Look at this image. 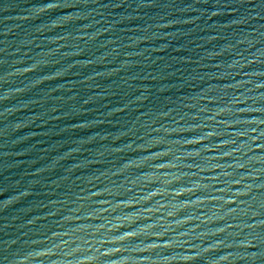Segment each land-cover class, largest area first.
Masks as SVG:
<instances>
[{
  "label": "water",
  "instance_id": "1",
  "mask_svg": "<svg viewBox=\"0 0 264 264\" xmlns=\"http://www.w3.org/2000/svg\"><path fill=\"white\" fill-rule=\"evenodd\" d=\"M0 264H264V0H0Z\"/></svg>",
  "mask_w": 264,
  "mask_h": 264
}]
</instances>
